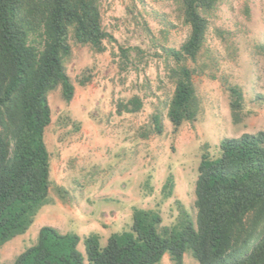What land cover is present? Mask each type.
<instances>
[{"label":"rangeland","instance_id":"1","mask_svg":"<svg viewBox=\"0 0 264 264\" xmlns=\"http://www.w3.org/2000/svg\"><path fill=\"white\" fill-rule=\"evenodd\" d=\"M99 1L102 25L114 40L97 52L70 36L65 68L73 96L67 102L57 87L47 97L49 200L24 234L0 246V262L12 263L44 225L76 233L83 253L87 235L97 234L103 245L110 234L128 230L135 207L158 211L162 226L176 224L180 210L194 219L201 155L217 156L223 137L264 131V0H222L211 12L201 52L186 62L199 110L195 120L176 129L166 115L174 84L165 70L172 61L163 50L178 49L189 34L177 0ZM119 45L144 51L137 68L118 64ZM229 86L243 95L238 124L231 120ZM133 96L141 107L127 111L123 106ZM155 112L162 130L144 136ZM169 177L173 188L166 197ZM157 264L174 263L165 254ZM183 264L196 261L186 253Z\"/></svg>","mask_w":264,"mask_h":264},{"label":"trees","instance_id":"2","mask_svg":"<svg viewBox=\"0 0 264 264\" xmlns=\"http://www.w3.org/2000/svg\"><path fill=\"white\" fill-rule=\"evenodd\" d=\"M222 0H177L178 15L189 27L178 49L165 48L166 75L174 84L167 119L176 129L193 121L199 99L187 60L196 61L204 45L209 15ZM245 5L244 12L249 13ZM75 43L97 52L113 36L102 25L99 0H0V246L24 234L50 191L49 152L44 142L51 121L48 95L57 87L68 102L74 93L66 62ZM139 47L118 46V64L142 62ZM167 66H169L166 63ZM234 124L242 121L243 95L229 86ZM141 107L138 96L123 106ZM145 132L162 129L160 114L151 115ZM215 157L203 153L194 184L195 218L180 210L178 221L161 225L154 209L133 208L128 230L112 233L101 244L97 234L39 228L35 243L12 263L0 264H157L167 254L183 264L189 254L196 264H264V131L223 137ZM170 196L171 178L164 183ZM166 188V189H165Z\"/></svg>","mask_w":264,"mask_h":264}]
</instances>
